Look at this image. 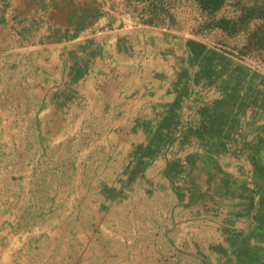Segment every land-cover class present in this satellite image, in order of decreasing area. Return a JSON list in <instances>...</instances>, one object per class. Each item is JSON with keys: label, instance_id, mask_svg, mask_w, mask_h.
I'll list each match as a JSON object with an SVG mask.
<instances>
[{"label": "crops", "instance_id": "crops-1", "mask_svg": "<svg viewBox=\"0 0 264 264\" xmlns=\"http://www.w3.org/2000/svg\"><path fill=\"white\" fill-rule=\"evenodd\" d=\"M254 6L0 0V102L28 90L27 130L94 148V183L142 218L134 264H264V48L243 52L264 16L240 19Z\"/></svg>", "mask_w": 264, "mask_h": 264}, {"label": "rangeland", "instance_id": "rangeland-1", "mask_svg": "<svg viewBox=\"0 0 264 264\" xmlns=\"http://www.w3.org/2000/svg\"><path fill=\"white\" fill-rule=\"evenodd\" d=\"M27 94L0 102V264H134V202L124 210L94 183V148H53L26 129L38 106Z\"/></svg>", "mask_w": 264, "mask_h": 264}, {"label": "trees", "instance_id": "trees-1", "mask_svg": "<svg viewBox=\"0 0 264 264\" xmlns=\"http://www.w3.org/2000/svg\"><path fill=\"white\" fill-rule=\"evenodd\" d=\"M225 0H200L202 7L209 11H216L219 9ZM254 16H264V7L263 6H254L247 8L241 16V21L245 22L247 19ZM216 24L222 27H230L235 29L236 23L232 22L230 19L223 18L218 21ZM264 48V26L260 27L251 37L248 42L246 49L243 51L249 53L253 49L259 50Z\"/></svg>", "mask_w": 264, "mask_h": 264}]
</instances>
